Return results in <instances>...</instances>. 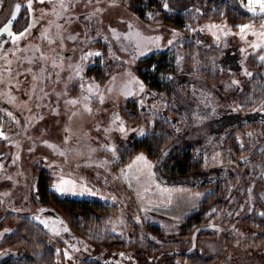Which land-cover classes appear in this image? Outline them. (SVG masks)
<instances>
[{"label":"rangeland","instance_id":"rangeland-1","mask_svg":"<svg viewBox=\"0 0 264 264\" xmlns=\"http://www.w3.org/2000/svg\"><path fill=\"white\" fill-rule=\"evenodd\" d=\"M160 2L168 14L200 15L220 0ZM239 3L249 11V0ZM17 4L29 7L19 30L12 19L20 14ZM154 12L143 16L124 0H2L0 139L7 143L0 147V242L22 215L49 231L58 263L166 264L147 247L178 238L183 250L223 254L215 264H264V242L255 243L253 230L240 221L264 199V108L243 109L230 92L251 74L248 55L264 47V18L237 28L201 20L188 30L187 23L175 25ZM249 12L264 17L258 7ZM188 37L198 50L221 48L220 84L184 62L181 42ZM165 50L175 53L179 65L170 74V100L141 74L148 57ZM99 56L110 70L105 82L91 69ZM125 110L162 112L173 120L176 138L156 159L139 150L116 166L120 150L153 123L149 118L129 125ZM250 120L258 121L237 136L242 153L226 150L231 126ZM187 147L201 167L183 177L174 173L172 156ZM46 175L59 196L110 204L102 231L125 236L131 247L98 245L77 234L54 202L44 199L40 182ZM217 189L224 200L219 218L182 235L184 219ZM205 226L213 234L199 237ZM24 254L23 248L0 245V260Z\"/></svg>","mask_w":264,"mask_h":264},{"label":"trees","instance_id":"trees-1","mask_svg":"<svg viewBox=\"0 0 264 264\" xmlns=\"http://www.w3.org/2000/svg\"><path fill=\"white\" fill-rule=\"evenodd\" d=\"M124 2L139 14L146 16L151 8H155L156 16L162 15L165 20L175 25L185 26L191 30L190 25H195L201 20L227 21L234 28L250 20L260 21L263 14H252L241 8L239 0H220L216 8L208 7L202 14L196 15L190 10L176 11L168 14L162 7L160 0H124ZM29 7L24 5L19 16L13 22L16 30L22 28L28 22ZM183 60L188 65L196 67L198 75L206 80L220 84L222 72L220 69L221 48L217 45L198 50L196 40L188 37L181 42ZM264 47L250 53L247 57V64L251 74L240 90L231 89V96L234 102L243 109L264 108ZM96 77L105 82L110 74L107 70L105 57L96 58L95 64L91 67ZM179 70L175 53L165 50L153 53L148 57V65L141 70V74L148 86L162 92L167 100L171 99L173 86L170 74ZM167 109L177 114V111L167 104ZM126 123L129 125L135 122H148L152 118L153 123L148 132L140 137L134 138L129 144L120 150V157L116 166L129 161L136 152L144 150L147 155L156 159L162 150L176 138V129L173 120L168 119L162 112H147L125 110ZM258 120L241 122L231 126V131L226 138L227 147L234 149L236 154L242 153L238 144V133L244 131L246 126L256 124ZM7 143L0 139V147ZM172 161L177 167L174 173L180 176H187L191 171L201 167L199 158H196L191 148H182L172 156ZM51 177L46 175L40 182L41 191L45 200L54 202L57 209L66 218L71 228L80 236L87 237L98 245H117L120 247H131V241L125 236L102 231V215L111 206L98 199L62 197L50 187ZM223 199L220 190H214L206 195L199 207L184 219L180 227V233L189 236L198 225L208 224L219 218L220 210L223 207ZM17 224L13 231L8 234L0 245H7L11 248H23L24 255L19 257H7L0 260V264H65L58 263L56 251L50 241V233L42 225L27 216H17ZM250 227L255 233L254 242H264V199H259L253 207L252 212L243 216L240 220ZM104 228V227H103ZM199 237L212 235L213 233L205 227L199 230ZM181 245V249L178 247ZM186 244L179 242L178 238L163 243L151 242L147 250L154 255L164 257L166 264H215L220 256H204L198 251H186L183 248ZM82 264H103L94 260H85Z\"/></svg>","mask_w":264,"mask_h":264},{"label":"snow or ice","instance_id":"snow-or-ice-1","mask_svg":"<svg viewBox=\"0 0 264 264\" xmlns=\"http://www.w3.org/2000/svg\"><path fill=\"white\" fill-rule=\"evenodd\" d=\"M0 3H2V0H0ZM255 7H258L262 12H264V0H249V7L248 10L249 11H254ZM20 5L17 4L16 5V10L19 11ZM12 19H16L15 15H13ZM247 26H243L241 27V31H244V28ZM4 31H8L6 28L4 29ZM9 35H12V33H8ZM19 38V37H17ZM262 59H264V57H262ZM74 103V101H73Z\"/></svg>","mask_w":264,"mask_h":264},{"label":"crops","instance_id":"crops-1","mask_svg":"<svg viewBox=\"0 0 264 264\" xmlns=\"http://www.w3.org/2000/svg\"><path fill=\"white\" fill-rule=\"evenodd\" d=\"M20 8H22V7H20ZM17 18V17H16Z\"/></svg>","mask_w":264,"mask_h":264}]
</instances>
